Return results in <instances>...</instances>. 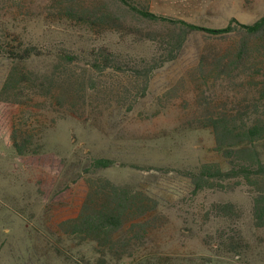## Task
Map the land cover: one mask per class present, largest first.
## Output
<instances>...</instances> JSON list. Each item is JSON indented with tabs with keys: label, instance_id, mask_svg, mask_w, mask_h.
Returning <instances> with one entry per match:
<instances>
[{
	"label": "rangeland",
	"instance_id": "1",
	"mask_svg": "<svg viewBox=\"0 0 264 264\" xmlns=\"http://www.w3.org/2000/svg\"><path fill=\"white\" fill-rule=\"evenodd\" d=\"M80 1L117 8L115 0ZM65 4L67 0H0V37L16 36L44 54L19 66L27 78L16 93L19 98L1 95L18 65L0 56V264H100L95 242L61 228L78 216L90 178L143 192L158 204L138 221L150 227L138 231L127 224L114 236V250L127 255H107L105 264H264V229L254 227L251 191L242 185L196 194L185 174L210 162L226 169L211 130L199 122L218 108H230L241 83L251 89L242 78L214 83L202 78L197 69L202 52L220 43L206 33L190 36L177 59L151 75L141 98L122 90L128 81L123 75L105 72L90 78L83 61L67 68L63 78L72 83L84 79L88 85L90 78L96 89L81 92V98L76 94L74 100L47 81L61 79L54 70L59 48L78 54L105 44L139 61L158 49L145 40L147 33L164 34L166 27L126 17L130 29L99 39L82 26L57 21ZM149 9L218 30L232 20L253 24L264 16V0H149ZM81 57L86 60L84 53ZM42 77L47 95L38 89ZM12 126L27 129L53 160L49 171L57 182L45 186V196L38 193V173L18 162ZM96 158L115 165L93 171L90 164ZM224 203L234 204L236 215L214 211L215 204Z\"/></svg>",
	"mask_w": 264,
	"mask_h": 264
},
{
	"label": "trees",
	"instance_id": "2",
	"mask_svg": "<svg viewBox=\"0 0 264 264\" xmlns=\"http://www.w3.org/2000/svg\"><path fill=\"white\" fill-rule=\"evenodd\" d=\"M115 3L117 8L67 0V4L59 10L57 21L65 20L82 26L99 39L108 33L130 29L126 17L137 18L147 24L164 25V34L146 35L145 40L153 42L156 48L158 46L154 55L137 61L105 44L92 46L78 54L59 48L55 52L57 64L54 70L61 79L55 82L48 78L47 81L50 85L57 83L58 88L75 100L76 94L81 98V92L85 95L88 90L96 89L91 77L110 72L126 77L128 81L122 90L132 91L141 98L148 91L151 75L165 64L175 61L190 36L208 34L210 39L220 44L207 46L200 56L197 69L205 82L242 78L251 89L247 90L241 83L236 100L230 102V108L227 109L228 104L224 108H218L199 122L201 128L211 130L215 139V151L222 155L226 169L219 163L210 162L185 174L196 194L205 190L222 192L233 191L242 185L247 187L253 194L254 227L264 229V16L251 25L232 20L226 28L214 30L158 16L150 11L149 0H115ZM222 41L226 43L225 48L221 46ZM81 53L86 55V60H82ZM43 55L36 47L25 46L16 36H1L0 56H5L18 65L10 72L1 95L11 94L12 97L19 98L21 93H16L20 91V84L27 81L19 71V66L31 58ZM83 61L86 62L83 69L89 72V85L85 84L84 79L72 83L63 78L66 75L64 72L71 66ZM43 82L44 78L38 89L45 91L47 95L50 92L45 90ZM197 90L202 91L199 88ZM10 141L18 162L38 173V193L45 196V186L49 184L51 188L57 182V178L49 171L53 162L51 156L42 150L34 135L25 128L21 130L12 126ZM114 165L115 162L111 159L96 158L92 160L90 168L101 171ZM86 183L88 193L78 216L64 222L61 228L67 234H78L95 242L101 257L100 264L106 263L107 255L121 259L127 252L114 250V236L127 224L138 231H144L142 227H150L149 224L138 221L155 211L158 204L143 192L122 188L105 178H90ZM214 211L224 217H233L237 213L232 203L215 204ZM139 239L142 241L140 237Z\"/></svg>",
	"mask_w": 264,
	"mask_h": 264
}]
</instances>
